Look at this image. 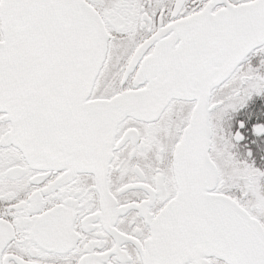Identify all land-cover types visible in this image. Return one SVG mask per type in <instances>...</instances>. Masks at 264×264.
I'll use <instances>...</instances> for the list:
<instances>
[{"label":"snow or ice","instance_id":"6c2138e0","mask_svg":"<svg viewBox=\"0 0 264 264\" xmlns=\"http://www.w3.org/2000/svg\"><path fill=\"white\" fill-rule=\"evenodd\" d=\"M264 0H0V264H264Z\"/></svg>","mask_w":264,"mask_h":264},{"label":"flooded vegetation","instance_id":"af4514ba","mask_svg":"<svg viewBox=\"0 0 264 264\" xmlns=\"http://www.w3.org/2000/svg\"><path fill=\"white\" fill-rule=\"evenodd\" d=\"M257 166L258 167L264 166V161H257Z\"/></svg>","mask_w":264,"mask_h":264}]
</instances>
